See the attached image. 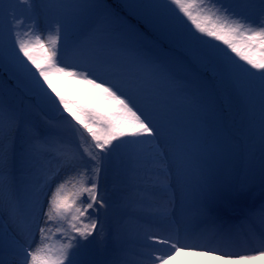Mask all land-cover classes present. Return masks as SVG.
Wrapping results in <instances>:
<instances>
[{"label": "snow or ice", "instance_id": "snow-or-ice-1", "mask_svg": "<svg viewBox=\"0 0 264 264\" xmlns=\"http://www.w3.org/2000/svg\"><path fill=\"white\" fill-rule=\"evenodd\" d=\"M4 70L0 264L264 258V0H0Z\"/></svg>", "mask_w": 264, "mask_h": 264}, {"label": "bare ground", "instance_id": "bare-ground-1", "mask_svg": "<svg viewBox=\"0 0 264 264\" xmlns=\"http://www.w3.org/2000/svg\"><path fill=\"white\" fill-rule=\"evenodd\" d=\"M69 89H71V87H69ZM257 156H259L258 152H257ZM109 187H111V185H109ZM263 197H264V188H262L259 181L257 180L254 184L250 186L248 191L240 195L239 199L241 205H244L245 203H250V206L254 205L258 207V204H261ZM50 243L56 245L58 241L55 238H53L50 241ZM102 253H103L102 246L99 244H94L91 246L90 254L88 258L92 260L99 259ZM168 264H226V262L216 259L215 257L203 256L198 254H189L187 251H185L174 255L168 261ZM237 264H245V262L237 261ZM248 264H264V258L257 259L254 261H249Z\"/></svg>", "mask_w": 264, "mask_h": 264}, {"label": "rangeland", "instance_id": "rangeland-1", "mask_svg": "<svg viewBox=\"0 0 264 264\" xmlns=\"http://www.w3.org/2000/svg\"><path fill=\"white\" fill-rule=\"evenodd\" d=\"M110 3L113 5H117L120 3V0H109ZM69 87H74L72 85H69ZM0 88L3 90L4 98L9 100L13 103L23 104L24 107L27 109L29 118L33 120L34 122H42V120L45 118L44 113L37 110L32 109L30 107V101L26 97V95L23 93L20 87L17 85V78L16 76L8 71H0ZM55 113H48V117H54ZM73 143L78 144L79 143V137L74 136L72 137ZM258 157V156H257ZM69 188L71 189V185H69ZM244 206H250V203H245ZM254 254V253H249Z\"/></svg>", "mask_w": 264, "mask_h": 264}]
</instances>
